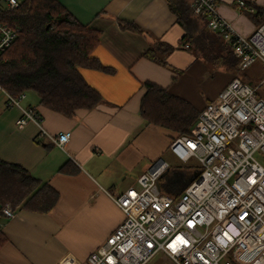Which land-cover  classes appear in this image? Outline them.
I'll return each instance as SVG.
<instances>
[{
  "label": "crops",
  "instance_id": "obj_1",
  "mask_svg": "<svg viewBox=\"0 0 264 264\" xmlns=\"http://www.w3.org/2000/svg\"><path fill=\"white\" fill-rule=\"evenodd\" d=\"M247 1L264 7V0ZM217 2L219 14L238 34L253 41L259 33L236 7L237 0ZM60 3L78 22L101 32L93 56L110 72L81 68L80 73L103 103L69 118L40 105L35 95L22 100L23 108L37 111L50 135L71 134L63 151L41 137L35 123L19 128L16 122L22 111L7 107L0 91V160L23 167L60 194L57 206L48 214L23 210L13 219L0 216V231L9 240L0 250V264H81L122 224L125 215L113 198L137 187L143 173L170 155L168 147L176 137L141 117L144 83L168 89L201 112L236 77L184 48L185 31L169 0ZM124 23L140 30L123 29ZM157 42L175 48L163 57L168 67L145 56ZM164 178L165 194L182 192L174 179L165 184Z\"/></svg>",
  "mask_w": 264,
  "mask_h": 264
},
{
  "label": "built area",
  "instance_id": "obj_2",
  "mask_svg": "<svg viewBox=\"0 0 264 264\" xmlns=\"http://www.w3.org/2000/svg\"><path fill=\"white\" fill-rule=\"evenodd\" d=\"M238 6L249 10L245 1ZM20 0H0V54L10 48L18 30L2 15L16 10ZM217 0H191L195 16H204L208 28L231 42L238 69L246 71L264 51L238 34L218 11ZM253 11L252 9H250ZM264 37V24L258 30ZM185 49L189 45H184ZM258 87L234 78L200 112L191 133L172 139L168 153L198 174L178 195L163 192L161 180L172 168L157 160L138 178V186L113 198L125 219L106 242L81 264H264V97ZM6 106L19 108V128L35 123L59 149L65 151L71 134L50 135L33 108L21 105L0 87ZM8 219L16 213L3 209Z\"/></svg>",
  "mask_w": 264,
  "mask_h": 264
},
{
  "label": "trees",
  "instance_id": "obj_3",
  "mask_svg": "<svg viewBox=\"0 0 264 264\" xmlns=\"http://www.w3.org/2000/svg\"><path fill=\"white\" fill-rule=\"evenodd\" d=\"M243 1L249 10L240 8L238 3L236 7L249 17L258 31L264 24V7ZM190 4L189 0H169L171 10L185 31L188 50L215 69H225L240 78L241 70L231 42L211 31L206 17L195 16ZM2 20L18 30L13 45L0 54L2 89L14 97L35 95L40 105L69 118L79 110H93L103 103L102 96L80 73L81 68L110 72L93 56L101 32L78 22L60 0H20L19 7L5 12ZM122 26L127 30H140L130 23ZM174 50L167 43L157 42L145 56L168 67L163 57ZM144 87L143 120L175 136L190 134L200 112L166 88L151 82L144 83ZM66 169L63 171L67 172ZM59 198L57 190L31 176L23 167L0 160V216H4L6 206L15 213L25 210L48 214L55 209ZM8 242L0 231V250Z\"/></svg>",
  "mask_w": 264,
  "mask_h": 264
},
{
  "label": "rangeland",
  "instance_id": "obj_4",
  "mask_svg": "<svg viewBox=\"0 0 264 264\" xmlns=\"http://www.w3.org/2000/svg\"><path fill=\"white\" fill-rule=\"evenodd\" d=\"M254 39H256L255 41L264 47V37L261 34H257L253 38V41ZM239 77L245 83L251 85L252 87L260 86L261 82L264 80V64L261 61H257L246 71H241ZM259 93L262 97H264V85L260 87ZM164 159L172 165V168L163 179V182L167 184L171 181V179H174V181L177 183V190H179L180 188L183 189L198 174V170L196 167L192 168L188 165L182 166L178 164L171 155L165 156ZM160 262L161 257L157 260H154L151 264H160Z\"/></svg>",
  "mask_w": 264,
  "mask_h": 264
}]
</instances>
